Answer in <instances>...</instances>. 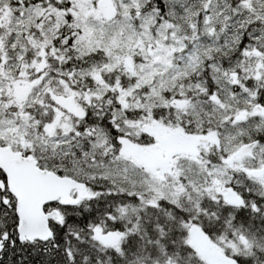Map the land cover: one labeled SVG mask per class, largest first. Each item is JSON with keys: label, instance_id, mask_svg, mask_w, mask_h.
Masks as SVG:
<instances>
[{"label": "snow or ice", "instance_id": "1", "mask_svg": "<svg viewBox=\"0 0 264 264\" xmlns=\"http://www.w3.org/2000/svg\"><path fill=\"white\" fill-rule=\"evenodd\" d=\"M0 264H264V0H0Z\"/></svg>", "mask_w": 264, "mask_h": 264}]
</instances>
